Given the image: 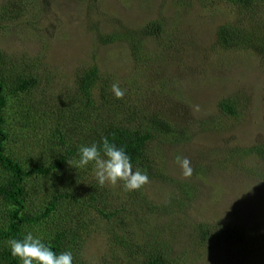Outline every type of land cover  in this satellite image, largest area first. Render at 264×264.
Masks as SVG:
<instances>
[{"label":"trees","instance_id":"1","mask_svg":"<svg viewBox=\"0 0 264 264\" xmlns=\"http://www.w3.org/2000/svg\"><path fill=\"white\" fill-rule=\"evenodd\" d=\"M212 1L233 6L239 17L218 27V49L247 51L264 60V0ZM165 28L163 20L149 22L137 31L122 27L102 42L129 43L134 46L133 55L140 62L137 64L146 67L152 52L143 54L144 44L150 38H168ZM157 61H163L160 55ZM3 63L0 53V264H20L11 256L6 242L22 238L27 231L42 238L57 253L71 251L73 264H89L84 258L88 240L104 231L109 232L111 249L122 255L119 264H183L190 252L188 247L193 245L195 250L197 245L205 247L213 240L227 242L242 253L244 248L264 244L262 224H255V229L253 224L228 225L226 221L193 223L186 217L185 211L202 191L195 180L174 177L166 159L169 150L165 149L191 143L203 134L205 121L199 124L200 131H194L183 118L171 116L173 106L168 113L153 107L148 100L153 95L149 94L150 87L145 86L143 96L141 91L134 95V86L126 88L118 82L126 91L122 99H117L111 90L115 83L111 79L116 78L104 77L95 66L79 73L76 89L63 108L47 112L43 108L45 102L40 101L32 103L33 115L26 106L17 108L12 104L11 97L30 95L39 79L22 70L4 68ZM135 73L126 76L133 83L141 79ZM133 98L138 102H133ZM217 106L224 115L234 118L247 110L235 97L222 100ZM208 125L212 127L213 121L207 120ZM39 126L42 134L43 130L48 131L47 137L36 135ZM103 137L126 149L133 170L148 174V184L131 192L120 183L113 188L100 186L92 165L86 169L73 167L78 148L99 143ZM39 145L45 151L35 155ZM217 150L208 166L199 160L191 164L195 176L203 177L212 167L234 164L238 170L235 172L244 171L264 181V143L243 150ZM155 184L165 190L166 200L155 202L148 198V188ZM177 243H185L187 248L178 252Z\"/></svg>","mask_w":264,"mask_h":264},{"label":"rangeland","instance_id":"2","mask_svg":"<svg viewBox=\"0 0 264 264\" xmlns=\"http://www.w3.org/2000/svg\"><path fill=\"white\" fill-rule=\"evenodd\" d=\"M237 13L233 6L212 0H0V53L4 68L22 70L39 79L30 95L11 97V102L17 108L26 106L35 115L32 103L44 101L47 112H56L76 89L79 73L92 66L101 70L104 77L114 76L116 80H111L121 82L123 87L134 86V95L141 91L143 96L145 86L150 87L149 94L153 95L148 100L153 107L168 113L173 106L171 116L183 118L194 131H200L199 124L205 121L203 134L199 133L191 143L165 149L169 150L166 159L174 177L195 180L202 191L185 211L188 221L264 226L263 180L244 171L235 172L238 170L234 164L212 167L203 177L195 176L194 166L190 165L192 174L186 177L180 164L187 158L191 164L199 160L208 166L217 156V149L243 150L264 143V60L251 52L217 47L218 27L239 18ZM155 20L165 21L168 38L146 40L141 52H152L146 67L137 64L140 62L133 55L134 46L129 43L102 42L122 27L137 31ZM159 55L161 63L157 61ZM132 72L139 73L141 79L133 83L126 77ZM232 97L247 109L235 118L224 115L217 106ZM133 102L138 99L133 98ZM209 119L212 127L206 126ZM43 132L39 126L36 135L47 137L48 131ZM39 146L35 155L45 151ZM148 190L150 200L167 198L157 184ZM213 242L205 247L197 245L195 250L193 245L188 247L191 253L184 257L183 264H264V244L255 249L244 248L242 253L227 242ZM110 245L108 231L95 233L88 240L84 258L89 264H119L122 255ZM175 248L180 252L187 246L177 243Z\"/></svg>","mask_w":264,"mask_h":264},{"label":"clouds","instance_id":"3","mask_svg":"<svg viewBox=\"0 0 264 264\" xmlns=\"http://www.w3.org/2000/svg\"><path fill=\"white\" fill-rule=\"evenodd\" d=\"M111 90L117 99H122L126 91L118 83L112 84ZM180 164L183 174L191 176V162L184 158ZM89 165L93 166L95 179L100 186H115L120 183L125 191L131 192L140 190L149 183L146 172L133 170L132 158L126 149L118 147L108 137H103L99 143L81 145L78 148V158L74 166H71L86 169ZM6 246L11 256L18 259L20 264H73L71 251L57 253L32 231H27L22 238L9 239Z\"/></svg>","mask_w":264,"mask_h":264}]
</instances>
